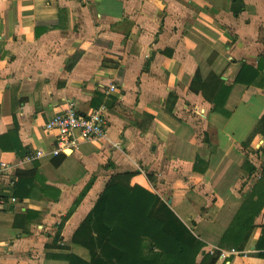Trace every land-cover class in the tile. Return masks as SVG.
Returning <instances> with one entry per match:
<instances>
[{"label": "crops", "instance_id": "1", "mask_svg": "<svg viewBox=\"0 0 264 264\" xmlns=\"http://www.w3.org/2000/svg\"><path fill=\"white\" fill-rule=\"evenodd\" d=\"M71 106L106 135L56 154ZM2 132L0 264H118L76 236L112 185L153 193L194 264H264V0H0Z\"/></svg>", "mask_w": 264, "mask_h": 264}, {"label": "trees", "instance_id": "2", "mask_svg": "<svg viewBox=\"0 0 264 264\" xmlns=\"http://www.w3.org/2000/svg\"><path fill=\"white\" fill-rule=\"evenodd\" d=\"M5 136L4 132L0 133V137ZM16 177L13 197L22 199V187L40 176L35 169L32 172L18 171ZM8 198V194L0 193L1 201ZM157 202L156 196L140 185H134L131 191L112 185L93 210V219L87 220L76 236L87 239V233L92 237L89 228L96 227V231L98 228V241L103 244L106 238L105 246L107 250H113L118 264H194L202 245L192 237L181 240L175 236L172 230L178 229L181 224L174 220L173 214L164 205L160 207L163 218L155 217L152 210ZM258 246H264V232ZM65 259L69 264H88L77 256ZM206 260L207 256L201 264H205Z\"/></svg>", "mask_w": 264, "mask_h": 264}, {"label": "built area", "instance_id": "3", "mask_svg": "<svg viewBox=\"0 0 264 264\" xmlns=\"http://www.w3.org/2000/svg\"><path fill=\"white\" fill-rule=\"evenodd\" d=\"M117 88L113 84L109 91ZM106 117L102 110L96 111L91 115L79 114L73 106L67 112L59 114L49 119L44 128L47 132H57L58 149L56 154L64 152L68 154L77 141L89 142L105 137ZM41 156V153H38Z\"/></svg>", "mask_w": 264, "mask_h": 264}, {"label": "rangeland", "instance_id": "4", "mask_svg": "<svg viewBox=\"0 0 264 264\" xmlns=\"http://www.w3.org/2000/svg\"><path fill=\"white\" fill-rule=\"evenodd\" d=\"M80 252H84L83 250H80Z\"/></svg>", "mask_w": 264, "mask_h": 264}]
</instances>
